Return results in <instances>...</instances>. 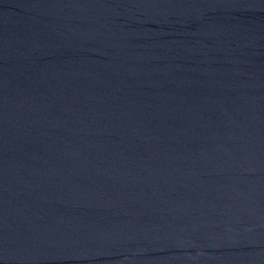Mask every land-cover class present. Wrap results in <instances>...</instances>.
I'll return each instance as SVG.
<instances>
[{"label":"water","instance_id":"water-1","mask_svg":"<svg viewBox=\"0 0 264 264\" xmlns=\"http://www.w3.org/2000/svg\"><path fill=\"white\" fill-rule=\"evenodd\" d=\"M0 264H264V0H0Z\"/></svg>","mask_w":264,"mask_h":264}]
</instances>
